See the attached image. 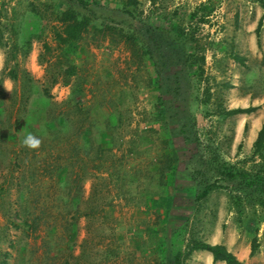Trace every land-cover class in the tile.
<instances>
[{
  "label": "rangeland",
  "instance_id": "obj_1",
  "mask_svg": "<svg viewBox=\"0 0 264 264\" xmlns=\"http://www.w3.org/2000/svg\"><path fill=\"white\" fill-rule=\"evenodd\" d=\"M67 9L90 20L70 59ZM262 123L259 2L0 0V264H224L193 239L264 264Z\"/></svg>",
  "mask_w": 264,
  "mask_h": 264
},
{
  "label": "trees",
  "instance_id": "obj_2",
  "mask_svg": "<svg viewBox=\"0 0 264 264\" xmlns=\"http://www.w3.org/2000/svg\"><path fill=\"white\" fill-rule=\"evenodd\" d=\"M132 3H135L136 0H129ZM259 2L261 5H264V0H254ZM80 6L89 7L93 3H97V0H78ZM62 29L60 32H57L56 35L63 44L61 53L67 58L70 59L75 55L79 50V40L82 37L83 33L88 30L90 25L89 18L84 14H80L78 11L74 9H67L64 10L60 17ZM260 28H261V20L258 21L257 27L255 29V35L257 40V45L260 46ZM236 60L242 61V57L238 55H234ZM203 61V58H201ZM66 70L68 73H71L73 70V66H67ZM256 107L255 106H248V107H235V108H223L221 106L220 111L218 112L222 116H230L235 115L238 113H249L253 111ZM253 152L260 153L263 155L264 153V123L261 124L260 128L257 131L256 138L253 142ZM226 169V168H225ZM171 171H175V167L171 168ZM226 175H233L232 172H228L224 170L222 172ZM243 175V184H247L248 186H252L255 182L251 179H248L244 172L241 173ZM235 176V175H233ZM264 187V185H263ZM209 187L205 186L202 192H199L196 195V199L199 200L204 198L208 195ZM262 194L264 192H261ZM166 193H159L157 196L151 197L152 205L162 213L163 217L168 216L167 210L164 208L166 200H167ZM258 249V242L254 239L251 248H250V256H253ZM193 250H205L211 254L212 262L215 263L217 261H222L224 264H243L242 260H240L234 253L227 249V247L222 243H209L200 239H193L191 240L190 244L188 245L187 254L192 252ZM174 261L175 264L181 263V252L178 251L175 253Z\"/></svg>",
  "mask_w": 264,
  "mask_h": 264
},
{
  "label": "crops",
  "instance_id": "obj_3",
  "mask_svg": "<svg viewBox=\"0 0 264 264\" xmlns=\"http://www.w3.org/2000/svg\"><path fill=\"white\" fill-rule=\"evenodd\" d=\"M217 262H221V261H217Z\"/></svg>",
  "mask_w": 264,
  "mask_h": 264
}]
</instances>
